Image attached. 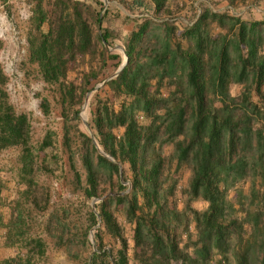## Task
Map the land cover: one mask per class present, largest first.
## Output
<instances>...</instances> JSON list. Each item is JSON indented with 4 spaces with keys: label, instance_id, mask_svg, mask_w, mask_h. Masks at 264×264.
I'll use <instances>...</instances> for the list:
<instances>
[{
    "label": "trees",
    "instance_id": "1",
    "mask_svg": "<svg viewBox=\"0 0 264 264\" xmlns=\"http://www.w3.org/2000/svg\"><path fill=\"white\" fill-rule=\"evenodd\" d=\"M199 3L179 31L171 0H130L124 19L134 25L122 42L126 62L116 72L122 58L107 44L119 36L103 25L106 13H100L101 1L32 0L28 59L37 65L42 80L58 84L63 99L71 103H79L103 81L97 91L104 90L106 96L95 94L90 126L97 145L116 162L99 153L91 137L82 133L86 171L82 190L86 198L98 195L100 166L118 174L117 161L128 165L130 189L114 198L125 203L126 218L134 225L138 264H264V19L244 18L249 6H240L237 0H227L218 10L209 0ZM97 5L94 33L85 14ZM109 61H115V71L102 79ZM72 64H82L78 84L66 81ZM228 80L243 85L240 94L229 91ZM5 81L0 70V150L21 148L20 195L45 208V188H41L43 205L35 194L37 175L52 168L30 146L29 117L14 110ZM141 117L147 122L142 123ZM119 127L123 130L117 135ZM164 142L173 146L172 156L191 170L185 190L190 200L207 202L200 210L186 204L191 217L168 204L175 183L163 184L159 147ZM74 177L79 184L76 171ZM119 177V189L126 190L128 185ZM122 179L126 180L123 175ZM246 179L251 181L248 204L240 202L238 209L226 194ZM1 182L0 244L19 250L0 258V264H35L36 256L44 254L45 242L25 228L20 211L5 220ZM99 206L101 223L121 246L115 257L110 248H103L99 233L94 234L97 243L89 264H128L121 225L107 202ZM92 217L96 224L93 213ZM190 218L194 239L188 236L181 245L174 230L182 227L189 233Z\"/></svg>",
    "mask_w": 264,
    "mask_h": 264
},
{
    "label": "rangeland",
    "instance_id": "2",
    "mask_svg": "<svg viewBox=\"0 0 264 264\" xmlns=\"http://www.w3.org/2000/svg\"><path fill=\"white\" fill-rule=\"evenodd\" d=\"M83 1L92 3L95 0ZM98 1L103 3L100 13H106L103 25L115 30L119 36L111 44H107L108 50L121 56V62L117 67L119 68L122 63L126 62L122 46L123 38L134 25L124 19V15L130 13L127 10L130 0ZM199 2L200 0H171L173 15L178 17L176 24L179 31L182 30L184 23L193 18ZM237 3L240 6L247 4L246 7L249 6L248 10L243 11L244 18L264 19V0H237ZM209 5L216 10L225 7L215 0H209ZM32 6V0H0V70L6 76L3 87L7 92L9 102L17 113H25L29 117L30 146L39 153V158L46 159L42 162H45L52 170L41 171L37 175L39 185L35 194L40 204L44 203L41 188H45L48 194L46 207L38 208L26 196L20 195L23 185L18 183L17 170L21 148L14 146L0 150V180L2 181V196L5 199L1 208L3 216L5 220H9L14 213L17 214L20 211L25 219V228L32 235L43 239L45 251L41 257L36 256L35 264H89L90 255L96 249L97 241L94 239V234L99 233L103 248H110L115 257L121 246L101 223L98 214L99 205L105 201L121 225L127 244L128 264H138L133 250L134 225L126 218L125 203H118L114 198L115 194H121L130 189L131 175L128 165L117 161L118 174H111L107 168L100 166L97 175L98 195L86 198L82 190L86 185V171L81 159L85 150V139L82 133L90 136L92 142L98 147V152L104 154L97 145L93 135L94 130L90 126V110L95 105V94L99 92L101 97L106 96L104 90L97 91L103 81L96 83L94 89L87 92L79 103H71L63 99L64 94L60 91L58 84L49 85L42 80L37 65L28 59L27 36ZM99 7L97 5L95 9L85 14L94 33L98 30L95 12L99 10ZM114 62L109 61L101 75L102 79L111 76L115 71ZM73 65L67 72L66 81L78 84L82 64ZM227 87L233 95H238L243 90L242 84L232 83L230 80H228ZM151 88L153 89L154 85ZM161 90L168 91L165 87ZM252 99L258 100L254 94ZM76 110H78V118L75 117ZM82 114L86 117L83 118ZM140 121L145 123L147 119L141 117ZM122 130L121 127L116 128L115 133L120 135ZM45 140L49 142L47 146L43 145ZM41 145L43 148H40ZM159 149L164 158L163 184L168 187L175 183L173 191L168 196L169 206L177 211H186L188 214L190 213L186 210L188 203L195 209L204 208L207 205L206 201L201 198L190 200L185 191L191 175L189 166L179 163L172 156L173 146L170 143H162ZM92 157L96 162V153H92ZM109 159L116 162L110 156ZM75 171L80 177L79 184L75 181ZM122 175L126 180L122 179ZM119 176H121L122 184L128 185L126 190L119 189ZM250 184V179L242 180L227 191L228 200L234 203L236 208H241L240 202H245V206L248 204L246 197L250 194ZM92 213L96 217V224H93ZM189 216L191 217L190 214ZM174 233L181 245L188 241V236H191L193 240L194 228L191 218L189 233L182 227L176 228ZM18 250L16 246L9 247L0 244V258L14 255ZM171 264H181V262L172 261Z\"/></svg>",
    "mask_w": 264,
    "mask_h": 264
},
{
    "label": "crops",
    "instance_id": "3",
    "mask_svg": "<svg viewBox=\"0 0 264 264\" xmlns=\"http://www.w3.org/2000/svg\"><path fill=\"white\" fill-rule=\"evenodd\" d=\"M215 1H217L223 7L227 5V0H215Z\"/></svg>",
    "mask_w": 264,
    "mask_h": 264
},
{
    "label": "water",
    "instance_id": "4",
    "mask_svg": "<svg viewBox=\"0 0 264 264\" xmlns=\"http://www.w3.org/2000/svg\"><path fill=\"white\" fill-rule=\"evenodd\" d=\"M125 64V62L124 63H122L120 66H119V68L117 69V71L116 72H118L122 67H123V65ZM86 125H87V123H86ZM88 126V125H87ZM103 152V151H102ZM104 153V152H103ZM105 154V153H104ZM105 156L106 157H108L109 158V156L108 155H106L105 154Z\"/></svg>",
    "mask_w": 264,
    "mask_h": 264
},
{
    "label": "bare ground",
    "instance_id": "5",
    "mask_svg": "<svg viewBox=\"0 0 264 264\" xmlns=\"http://www.w3.org/2000/svg\"><path fill=\"white\" fill-rule=\"evenodd\" d=\"M82 116H83V118H85V117H86V115H85V114H82Z\"/></svg>",
    "mask_w": 264,
    "mask_h": 264
}]
</instances>
